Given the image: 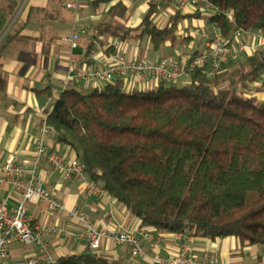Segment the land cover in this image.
<instances>
[{
  "label": "trees",
  "instance_id": "obj_1",
  "mask_svg": "<svg viewBox=\"0 0 264 264\" xmlns=\"http://www.w3.org/2000/svg\"><path fill=\"white\" fill-rule=\"evenodd\" d=\"M209 1L217 11L204 12L206 20L224 38L238 28L264 32V0ZM19 2L0 0V32ZM38 11L30 6L27 21ZM115 16L121 19L117 23ZM156 16L150 1L136 26L124 25L126 6L119 1L111 20H101L95 29L122 41L146 37L154 48L174 46L181 19L191 15L177 10L162 26ZM263 71L264 53L256 50L230 59L212 76L196 68L182 86L161 82L128 89L120 78L85 91L68 86L46 123L59 142L75 150L88 179L100 183L140 226L164 233L192 228L195 236H234L264 247V99L248 94ZM3 83L0 75V88ZM58 260L123 264L90 254Z\"/></svg>",
  "mask_w": 264,
  "mask_h": 264
},
{
  "label": "crops",
  "instance_id": "obj_2",
  "mask_svg": "<svg viewBox=\"0 0 264 264\" xmlns=\"http://www.w3.org/2000/svg\"><path fill=\"white\" fill-rule=\"evenodd\" d=\"M92 1L20 0L18 16L21 23L17 27L18 34L13 32L18 40L6 49L0 50V75L4 74L7 79L6 84L3 83L0 88V167L10 154L14 155L15 161L23 166L25 177L32 173L41 177L45 188L59 198L66 208H75L84 214L86 222L105 230L110 235L142 226L139 220L112 196L107 194L98 198L86 194L81 182L65 178L61 172L44 160L35 162L34 151L40 139L48 148L61 154L65 160L77 158L75 150L68 144L58 141V135L51 127L43 134L39 129L61 91L60 80L65 73L68 48L61 43L60 38L77 29L75 23L80 20L82 26L80 29L84 30V35L79 38L77 48L71 51L72 56L77 65L83 69L100 67L115 60L117 56L126 58L128 54V58L131 59L141 51V49L137 50L136 44H132L138 43L137 39L123 42L116 37L97 34L95 25L101 20H111L110 11L115 3L120 1L126 6V25L130 27L136 26L141 21L140 18L129 17L130 11L144 14L150 1L156 4L157 16L154 20L159 24L157 18H160L161 26L178 8L168 0L139 2L108 0L98 3L95 8L91 4ZM66 2L76 3V8H66L64 5ZM30 6L49 10L47 18L51 22L45 24V19L36 18L34 15L31 21H27L26 16ZM84 8H92L93 15L88 16L84 13L86 16H82L80 9L84 10ZM179 12L191 16L181 19L179 23L178 44L186 46L177 52V57L184 53L206 51L212 23L207 22L204 10L200 5L190 4L185 11ZM85 21H89L88 26H84ZM56 25L59 26L57 30ZM67 26H71L69 33L60 30L61 27ZM89 43L92 46H89ZM114 43L118 44L117 48L113 47ZM164 45L175 48L168 43ZM81 47L83 51H80ZM74 52L77 53L73 54ZM161 58L163 56L156 55L153 61ZM56 80L60 85V91L58 89L56 91V85H52L53 82L56 84ZM132 84L147 89L156 87L158 83L149 77L124 82L126 87ZM45 88L48 90L37 93ZM259 94L260 92L257 91L254 95L260 96ZM20 199L21 194L15 189L10 186H0V201L10 209H13ZM26 206L27 215L33 217L40 226L56 227V233L51 234L49 240L51 254L57 260L71 254H90L123 264H157L154 260L156 254L168 256L176 250L175 233L156 231L154 233L159 238V247L155 249L146 243L144 253L133 260L128 258L129 250L126 245L113 244L108 238L102 241L101 248L92 250L87 239L80 237L83 229L80 220L68 217L65 212L50 216L35 200L27 202ZM186 234L188 235L186 243L197 256L213 249L218 253V264H264V247L261 245H245L234 236L211 240L193 235L192 228ZM36 253L35 246L15 243L8 248V260L15 263Z\"/></svg>",
  "mask_w": 264,
  "mask_h": 264
},
{
  "label": "built area",
  "instance_id": "obj_3",
  "mask_svg": "<svg viewBox=\"0 0 264 264\" xmlns=\"http://www.w3.org/2000/svg\"><path fill=\"white\" fill-rule=\"evenodd\" d=\"M179 11H185L190 4L200 5L206 13L217 11V6L209 0H168ZM66 8L75 9L76 3L66 2ZM230 22L233 16L227 12ZM84 30L73 29L69 35L60 38L61 43L68 48L66 54L67 64L63 77L60 80L61 91L70 84H81L85 89H94L106 85L117 78L124 82L134 81L137 78L149 77L157 83H171L179 78L189 76L196 68H201L209 75H215L221 67L230 59L250 55L256 50L264 53V32L261 30L242 29L234 30L231 36L224 38L216 24L208 36L207 50L201 52L184 53L180 57L165 56L157 61H144L139 59H125L117 56L115 60L92 69H83L77 65L71 51L78 46V40ZM118 47L117 43L113 44ZM264 71L261 80L256 85H264ZM139 88L133 84L128 89ZM142 89V88H141ZM60 91V92H61ZM50 126L44 120L40 126L41 133H45ZM35 162L44 160L47 164L58 170L65 178L75 179L83 184L86 194L102 198L107 195L100 183L90 181L84 171V167L78 158L65 160L61 154L48 148L42 139L38 140L35 147ZM0 186H10L21 194L18 204L10 209L0 201V264H61L51 254L49 236L56 233L54 226H40L33 217L27 215V202L35 200L44 208L48 215L56 216L60 212L70 218H75L83 223L80 237L87 239L92 250L101 248L102 241L108 238L113 244L126 245L129 250L128 258L133 260L144 253L146 243L150 247H159V238L149 227H139L133 230H123L114 234H107L105 230L95 227L85 221L84 214L75 208L68 209L65 204L53 193L47 190L41 177L30 174L24 176L23 166L15 161L10 154L0 167ZM186 232L175 233L176 250L168 256L155 255L157 264H218L216 250H206L201 256L195 255L188 246ZM15 243L35 246L37 253L23 260L11 263L8 260V248Z\"/></svg>",
  "mask_w": 264,
  "mask_h": 264
},
{
  "label": "rangeland",
  "instance_id": "obj_4",
  "mask_svg": "<svg viewBox=\"0 0 264 264\" xmlns=\"http://www.w3.org/2000/svg\"><path fill=\"white\" fill-rule=\"evenodd\" d=\"M75 1V0H74ZM141 1V0H138V2ZM137 2V3H138ZM18 10V7L16 9V11ZM16 11L15 13L13 14L11 20L9 21V23L6 25V27L0 32V50H4L6 49L7 47H9L11 44L15 43L18 39L15 37L16 35L13 34V32H17V27L19 26V24L21 23V20H19V13L20 11L18 10L17 11V14H16ZM80 11H82V16H86L85 14H87L88 16L89 15H93V9L92 8H84V10L80 9ZM50 11L47 10V9H43V10H40L39 12H36V14H34V17L36 18H43L45 19L44 23L45 24H49L51 21L49 20V18H47V14H49ZM85 13V14H84ZM145 13V12H144ZM142 15L143 14H140V13H137V12H134V11H130L129 13V17L133 16V18L137 19V18H142ZM116 20H113L114 23H117L119 22L120 20H117V18L119 19L118 16H115ZM123 20V24L126 25V20H127V16L125 17V19H122ZM158 20V23L161 24V22L159 21L160 18H157ZM85 25L84 26H88L89 25V21H85L84 23ZM76 25V28L78 30H82L80 29L81 26V21L79 20L78 22L75 23ZM41 29V28H40ZM59 29V26L56 25V30ZM61 31H65L66 33H69L70 30H71V26H67V27H61L60 28ZM42 33V32H41ZM82 35H84V33H82ZM81 35V36H82ZM56 40V38H55ZM136 40V39H135ZM138 43H132V44H136L137 45V50L138 49H141V51H139L137 53V55L133 58V59H139V60H144V61H153V59L156 57V55H161V56H173V57H176L177 58V52L178 51H181L183 49V47H185L186 45L183 44H178L179 42L177 41V43L174 45L175 48H168L166 47L165 45L159 47V48H154L153 45L148 41V39L146 37H143V38H139L137 39ZM182 41V40H181ZM123 42H126V41H123ZM120 50V49H119ZM123 50V49H122ZM189 50V49H188ZM80 51H83V48L81 47V50ZM124 51V50H123ZM77 52H74L73 54H75ZM125 56V55H124ZM126 58L125 59H129V55L127 54L125 56ZM1 77L5 80L4 84H6L7 82V79L6 77L3 75H1ZM189 81V76H184V77H181L179 78L177 81L175 82H171L170 84H173L175 86H182V84L186 83ZM52 85H56V91L57 89L60 91V85H58V82L56 80V84L55 82L52 83ZM127 86V85H126ZM125 86V87H126ZM255 87H252V89H250L248 91V94H255V92H260V96H257L259 99H264V85H256L254 84ZM69 87H75L76 89L78 90H81V91H85V90H88V89H85L82 87L81 84H75V85H72L70 84ZM259 87V88H258ZM128 88V87H126Z\"/></svg>",
  "mask_w": 264,
  "mask_h": 264
}]
</instances>
